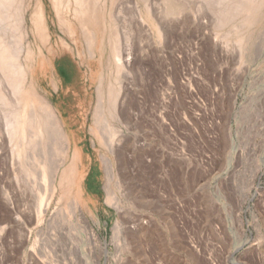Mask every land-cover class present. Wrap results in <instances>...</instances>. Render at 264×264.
<instances>
[{"label": "rangeland", "instance_id": "obj_1", "mask_svg": "<svg viewBox=\"0 0 264 264\" xmlns=\"http://www.w3.org/2000/svg\"><path fill=\"white\" fill-rule=\"evenodd\" d=\"M68 1L17 2L26 95L67 135L58 188L30 177L1 68L0 264H264V0H92V48Z\"/></svg>", "mask_w": 264, "mask_h": 264}, {"label": "bare ground", "instance_id": "obj_2", "mask_svg": "<svg viewBox=\"0 0 264 264\" xmlns=\"http://www.w3.org/2000/svg\"><path fill=\"white\" fill-rule=\"evenodd\" d=\"M91 1L92 0H69L67 2V5H69V6H70L71 2H73V4H75V7H74L75 15L74 16H76V18L79 20V23L82 27L83 33L85 34L87 41H89L88 43H90L89 46L91 45L89 48L93 47V43H94V40L96 38V31H95L94 26H96L99 23V21L101 20L98 12L96 11V6L95 5L92 6ZM111 1H113V0H111ZM233 1H235V0H233ZM17 2H18V0H0V69L2 68L6 72V75H8V77L10 78L11 84L14 86L15 95L18 98V99H16L17 103H18V101L21 103L24 102V106H22V108H18L17 109L18 111L15 110L16 112L13 115V116H15V123L13 124V128H11L12 129L11 136L19 138V148H18L19 149V156L21 158H24L27 162H33V164H34L33 172L32 173L30 172V174H28V175L30 177L35 178L40 184H43L48 179H51L52 185L54 186L55 189H57L58 188L57 183L59 182V178H60L59 174L61 173L60 169L63 168L62 166L64 165V163H62V155H61V153H59V149H61L60 152L63 151V147H65L64 145H66V144H64V139H66V138H64V136H66L67 134L65 133L66 135H64L62 132L63 129L61 127V124H63V119L61 116H58L56 114L58 109L49 101L47 96L39 94L38 92H35L32 95L30 94L31 97H29V96H27L30 93L28 90L27 91L29 93L27 92V95H26L25 86H23L24 82H25V75H26L25 71L26 70L24 69V66H23L24 64L22 65L21 63H19L17 61L18 60L17 56H19L18 55L19 50L17 51V49H18V45L20 44V40L22 38L21 37L22 35L20 33V27H21L20 25L23 24V22H24V18H25L24 15L25 14L22 13V11L21 12L19 11V9H21V8H19L17 6ZM54 2L56 3V5H55L56 8L58 7V9H59L60 7H62L63 0H54ZM89 2H90V4H89ZM93 2H94V0H93ZM230 2L232 4L231 0H230ZM236 3H234L232 5V7L235 6ZM239 4H237L236 6H238ZM63 6H64V4H63ZM34 7L35 8H34L33 13L31 15V19H32V22L34 24V27L37 29L38 33L40 34V36L42 38L48 40L47 38H45L46 36H48V34L46 33V29L44 28V10L42 8L43 6L40 2H36ZM238 7H235L234 9L237 10ZM67 8H69V7H67ZM229 9H230V6H229ZM235 10H233V12ZM229 15H231V14H229ZM59 20H61V18ZM62 20H63V18H62ZM111 38H112V36H111ZM107 40H108V38H107ZM20 50H22V49H20ZM90 50L92 51L93 49H90ZM118 50H119V48H118ZM117 56L120 59V52L119 51L117 53ZM118 61H120V60H118ZM120 67H121V65H120ZM119 69H121V68H119ZM5 72H3V73H5ZM114 88L115 87H112L110 92H109V94H110L109 103H110V107L113 109V115H114V113H116V112H114V111H116V110H114V98H115L114 93L116 92L114 90ZM30 91H32V90H30ZM98 107H100V106L98 105L97 108ZM112 109H111V111H112ZM10 114H11V112H10ZM54 117H55V119L57 118V120H55ZM55 121L57 123H55ZM111 124H109V123L107 124V127H106L107 135L104 136V137H106L104 139V141L107 144L106 146L108 148L110 147L112 149V147L114 145V144H112L114 136H115L114 134L116 133L117 129H116V127H114V125H111ZM101 129H103V127ZM119 130H120V128H119ZM119 130H117V131H119ZM67 139H70V138L68 137ZM113 153H114V149H113ZM105 162H106V160H105ZM107 162H109V163H108L107 167L105 166L106 171L108 168V171L106 173L108 174L107 176L112 177L111 179L113 180L114 179V165H113L112 160L107 161ZM106 164L107 163H105V165ZM26 171H29V170H26ZM123 171H126V170H123ZM121 172H122V170H121ZM121 175H125V174H121ZM51 192H52V190L49 193H51ZM111 194H112L111 191L110 192L107 191V201L111 200ZM44 196H42V194H39L38 197L36 198L37 199V205L40 207L39 208L40 211L38 210V212H39L38 215L40 214L39 216H41V214H43V212H44L43 206L45 205V199H46V198H44ZM49 198H50V196H49ZM51 198H53V196ZM115 199H116V197H115ZM47 200H48V195H47ZM73 203H74L73 205L75 206V201ZM117 204H118V202H117ZM49 205H50V202L47 203V207H49ZM116 207H117V205H116ZM46 210H48V209H46ZM74 211H75V207H74ZM77 211L78 210L76 207V212ZM59 215H61V214H59ZM93 236H96V234H93Z\"/></svg>", "mask_w": 264, "mask_h": 264}]
</instances>
